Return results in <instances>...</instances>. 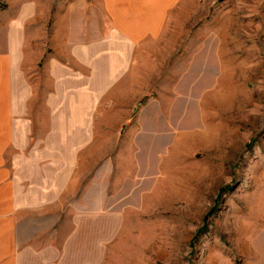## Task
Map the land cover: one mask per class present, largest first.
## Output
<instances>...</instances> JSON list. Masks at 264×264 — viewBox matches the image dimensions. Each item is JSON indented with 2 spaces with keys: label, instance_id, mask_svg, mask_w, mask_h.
<instances>
[{
  "label": "rangeland",
  "instance_id": "rangeland-1",
  "mask_svg": "<svg viewBox=\"0 0 264 264\" xmlns=\"http://www.w3.org/2000/svg\"><path fill=\"white\" fill-rule=\"evenodd\" d=\"M93 1L0 0V52L85 73ZM93 126L30 264H264V0H177Z\"/></svg>",
  "mask_w": 264,
  "mask_h": 264
},
{
  "label": "crops",
  "instance_id": "crops-1",
  "mask_svg": "<svg viewBox=\"0 0 264 264\" xmlns=\"http://www.w3.org/2000/svg\"><path fill=\"white\" fill-rule=\"evenodd\" d=\"M93 3L101 37L86 36L73 49L85 73L56 62L46 66L49 80L32 79L15 44L0 52V264H30L37 219L73 181L101 98L128 72L143 42L162 39L177 0Z\"/></svg>",
  "mask_w": 264,
  "mask_h": 264
}]
</instances>
